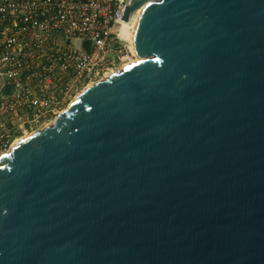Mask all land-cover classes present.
Instances as JSON below:
<instances>
[{"label":"water","instance_id":"95a60500","mask_svg":"<svg viewBox=\"0 0 264 264\" xmlns=\"http://www.w3.org/2000/svg\"><path fill=\"white\" fill-rule=\"evenodd\" d=\"M134 12L137 59L0 152V264H264V0Z\"/></svg>","mask_w":264,"mask_h":264},{"label":"built area","instance_id":"2783aa9c","mask_svg":"<svg viewBox=\"0 0 264 264\" xmlns=\"http://www.w3.org/2000/svg\"><path fill=\"white\" fill-rule=\"evenodd\" d=\"M126 3L0 0V114L6 117L0 149L10 146L11 128L27 133L51 122L79 91L132 55L119 20Z\"/></svg>","mask_w":264,"mask_h":264},{"label":"bare ground","instance_id":"6f19581e","mask_svg":"<svg viewBox=\"0 0 264 264\" xmlns=\"http://www.w3.org/2000/svg\"><path fill=\"white\" fill-rule=\"evenodd\" d=\"M136 12H134L131 16H130V19H128L126 22L124 21L123 22V25H122V29H121V36L122 37H124V38H126L127 39V41H128V34H129V30H130V28H131V25H132V23H133V21H134V18H135V16H136ZM129 28V29H128ZM131 51V50H130ZM137 59V57L136 56H134L133 54L129 57V58H125L124 60H123V62H122V64H121V67L123 66V65H125L126 63H129V62H132V61H134V60H136ZM120 67V68H121ZM117 70H119V69H113V70H111V71H109L108 73H106L105 74V77L106 76H108L109 74H111V73H113V72H116ZM94 82V81H93ZM89 84H91V83H89ZM88 84V85H89ZM50 122H46V123H44L42 126H44V125H46V124H49ZM42 127H40V129H41ZM38 130V129H37ZM37 130H34V131H37ZM34 131H32V132H34ZM30 134V133H29ZM29 134H26V135H24V136H21V137H17L13 142H15L16 140H18V139H20V138H22V137H25V136H27V135H29Z\"/></svg>","mask_w":264,"mask_h":264},{"label":"rangeland","instance_id":"374dc122","mask_svg":"<svg viewBox=\"0 0 264 264\" xmlns=\"http://www.w3.org/2000/svg\"><path fill=\"white\" fill-rule=\"evenodd\" d=\"M123 62V59L122 60H119L118 63L116 64L115 66V69H120L121 67V64ZM96 78H92V80H94ZM69 103V102H68ZM68 103L66 104V106L68 105ZM54 117L51 118V120L53 119ZM6 117H3L1 114H0V122H2L3 120H5ZM23 119H24V116H23ZM13 120V123H16L17 120L16 119H12ZM44 122V121H43ZM48 122V121H46ZM45 122V123H46ZM6 122H4V125H5ZM44 123L40 122V123H37V125H34L31 129H29V131H27V133H23L19 130V128L17 127H14V128H11V131L9 132V142L10 144L17 138V137H21V136H24L26 134H29V133H32V131L34 130H37V129H40V127H43ZM3 149H0V152L2 151Z\"/></svg>","mask_w":264,"mask_h":264}]
</instances>
